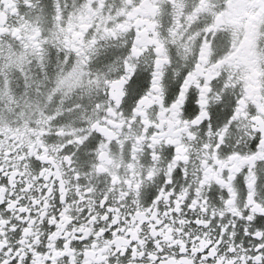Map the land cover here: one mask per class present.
Wrapping results in <instances>:
<instances>
[{
  "label": "snow or ice",
  "instance_id": "1",
  "mask_svg": "<svg viewBox=\"0 0 264 264\" xmlns=\"http://www.w3.org/2000/svg\"><path fill=\"white\" fill-rule=\"evenodd\" d=\"M0 264H264V0H0Z\"/></svg>",
  "mask_w": 264,
  "mask_h": 264
}]
</instances>
